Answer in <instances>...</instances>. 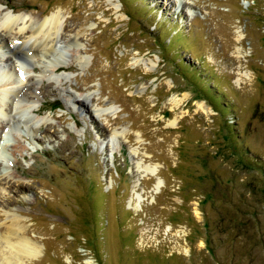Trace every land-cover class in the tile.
Returning <instances> with one entry per match:
<instances>
[{
  "label": "rangeland",
  "instance_id": "374dc122",
  "mask_svg": "<svg viewBox=\"0 0 264 264\" xmlns=\"http://www.w3.org/2000/svg\"><path fill=\"white\" fill-rule=\"evenodd\" d=\"M0 7L59 12L65 47L26 64L35 109L0 141V232L38 247L22 264H264V0ZM12 37L0 65L23 76Z\"/></svg>",
  "mask_w": 264,
  "mask_h": 264
},
{
  "label": "bare ground",
  "instance_id": "6f19581e",
  "mask_svg": "<svg viewBox=\"0 0 264 264\" xmlns=\"http://www.w3.org/2000/svg\"><path fill=\"white\" fill-rule=\"evenodd\" d=\"M39 12L37 16L31 15L26 11L14 12L10 10L4 13L0 12V28L3 31H9V33L13 34V37L9 39L7 43V46L10 48L8 52H12L13 56L17 58L19 66L21 67L20 74H24L23 76L18 75L16 67H12L16 70L10 69V66H7L6 63L5 67L0 65V85L8 84L7 88H0V141L3 134L7 131L8 126H10L9 120L13 118L14 110H16L14 117H23L29 109L31 111L35 109V107L29 105V103L35 101L34 92H31L32 96L30 99L25 98L26 95L21 92V88L23 86H28L27 83L31 82L30 79L34 78V76H31L27 69H25L26 64L31 65L32 59L38 56L49 57V55H61L65 48H60L58 45L59 33L62 29V15H60L59 12H51L48 15L44 14L43 11ZM22 33L26 34L27 37L20 41L17 35ZM0 44V52L3 54L4 50L2 48L4 45L2 43ZM68 45L78 46V41L75 36L68 39ZM3 57L2 55L1 58ZM75 59L78 60L81 66L85 65V59L80 54L76 55ZM40 62L42 63V61ZM133 62L136 65L140 63L146 66L149 65L145 61L140 62L139 59ZM33 65L34 64H32V66ZM66 65V62L63 60H51L49 58L47 62L36 66H38L42 74L45 75L47 71L54 72V70L59 67ZM9 71L14 72L18 77H12ZM8 88L13 89L10 90ZM19 100L22 101L19 102ZM180 100H182V98H173V103L176 105ZM199 106L201 108L205 107L202 103H199ZM4 108H6L7 111L3 110ZM113 109H115L114 106H109L107 108L108 111ZM102 110L103 109H100L97 112ZM18 120L19 122L21 121V119ZM5 156H7V151L2 147V142H0V157L2 158ZM143 169L144 171L154 172L151 165H146ZM37 254V245L26 236L21 235V232L15 230L12 226H8L3 234L0 232V264H22V258L30 259L37 257Z\"/></svg>",
  "mask_w": 264,
  "mask_h": 264
}]
</instances>
